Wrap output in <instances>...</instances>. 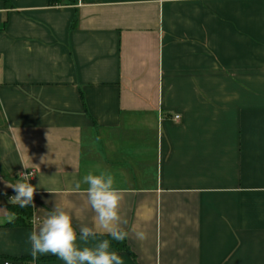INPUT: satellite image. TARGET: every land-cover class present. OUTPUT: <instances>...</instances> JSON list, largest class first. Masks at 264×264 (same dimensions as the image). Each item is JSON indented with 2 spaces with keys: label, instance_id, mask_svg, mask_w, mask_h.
I'll use <instances>...</instances> for the list:
<instances>
[{
  "label": "crops",
  "instance_id": "obj_1",
  "mask_svg": "<svg viewBox=\"0 0 264 264\" xmlns=\"http://www.w3.org/2000/svg\"><path fill=\"white\" fill-rule=\"evenodd\" d=\"M105 170L124 264H264V0H0V264H63L31 221L94 227L75 184Z\"/></svg>",
  "mask_w": 264,
  "mask_h": 264
},
{
  "label": "clouds",
  "instance_id": "obj_2",
  "mask_svg": "<svg viewBox=\"0 0 264 264\" xmlns=\"http://www.w3.org/2000/svg\"><path fill=\"white\" fill-rule=\"evenodd\" d=\"M22 165L28 169V165L23 162ZM18 175L14 184H7L16 193L9 202L21 208L34 207L37 186L29 182L34 174L20 172ZM82 185H87L84 193L95 214L94 227L81 226L78 232L73 215L65 208L54 206L42 220L33 218L31 221L33 229L28 241L33 260L51 254L63 264H124L123 258L111 250V241L123 242L129 236L122 227L127 220L120 215L123 191L117 186L114 175L106 170L84 175L75 184V190H81ZM15 218L14 213H8L6 221L11 223ZM104 235L111 239H102ZM135 235L141 241L146 238L143 231H137Z\"/></svg>",
  "mask_w": 264,
  "mask_h": 264
},
{
  "label": "trees",
  "instance_id": "obj_3",
  "mask_svg": "<svg viewBox=\"0 0 264 264\" xmlns=\"http://www.w3.org/2000/svg\"><path fill=\"white\" fill-rule=\"evenodd\" d=\"M58 2V0H51V5H54ZM10 212L14 213L15 216L17 217L13 223L15 225L17 224H25L27 220L31 218L32 215V209L30 206L21 208L19 205H11L9 206ZM102 239H111L109 236L104 235L101 237ZM111 248L117 250V251H125V252H130L129 249L126 246V240L123 242H116V241H111ZM23 260H26V258H22Z\"/></svg>",
  "mask_w": 264,
  "mask_h": 264
},
{
  "label": "built area",
  "instance_id": "obj_4",
  "mask_svg": "<svg viewBox=\"0 0 264 264\" xmlns=\"http://www.w3.org/2000/svg\"><path fill=\"white\" fill-rule=\"evenodd\" d=\"M175 119H179V117H178V116H176V117H175ZM26 173H33V174H34V172H33V171L26 172ZM34 175H35V174H34ZM33 177H34V176H33ZM33 177H32V178H33ZM5 264H11V262H9V261H8V262H5Z\"/></svg>",
  "mask_w": 264,
  "mask_h": 264
}]
</instances>
